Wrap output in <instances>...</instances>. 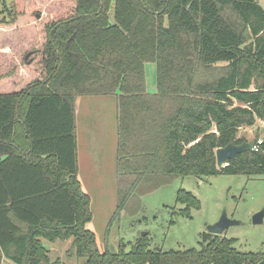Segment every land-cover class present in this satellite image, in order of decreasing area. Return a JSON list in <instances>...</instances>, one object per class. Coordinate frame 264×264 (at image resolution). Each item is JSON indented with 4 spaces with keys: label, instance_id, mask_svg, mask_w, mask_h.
<instances>
[{
    "label": "trees",
    "instance_id": "trees-1",
    "mask_svg": "<svg viewBox=\"0 0 264 264\" xmlns=\"http://www.w3.org/2000/svg\"><path fill=\"white\" fill-rule=\"evenodd\" d=\"M0 19V264H56L71 240L85 264H258L236 239L162 251L140 235L100 252L78 181L75 101H116V213L173 177L263 176L264 142L218 168L215 151L264 121V7L258 0H11ZM32 52L24 61L20 55ZM156 66V91L145 65ZM261 80L256 86L255 82ZM259 136L255 137L256 141ZM178 213L199 201L180 189ZM175 209V208H174ZM65 264V263H62Z\"/></svg>",
    "mask_w": 264,
    "mask_h": 264
},
{
    "label": "rangeland",
    "instance_id": "rangeland-1",
    "mask_svg": "<svg viewBox=\"0 0 264 264\" xmlns=\"http://www.w3.org/2000/svg\"><path fill=\"white\" fill-rule=\"evenodd\" d=\"M10 1L0 0V19L3 18L4 7ZM258 2L264 7V0ZM31 54L32 52H28L24 56L20 55L18 59L26 61ZM145 84L149 93L156 91L154 63L145 65ZM260 84L261 80L255 82L256 86ZM90 100L96 102L94 107L91 106L93 114L89 116L95 119V130L115 129L114 101H102L105 99L100 97ZM82 116V113L77 116L78 123ZM237 136L244 137L247 141H254L259 136L264 141V121L239 129ZM101 149L103 153L97 164L101 175L85 168L80 176L82 189L90 197L92 216L86 227L94 233L100 252L106 249L112 253L117 252L121 244L125 245V251H129L131 245L143 234L147 236L152 249H199L201 234L208 233L207 227L216 223L225 212L228 219L239 224L229 226L221 235L236 239L235 247L240 252L264 253V218L261 224L252 223V216L264 209L263 176L218 174L173 177L163 185L136 195L137 198L129 206L116 213L115 164L112 159L115 152L113 154L106 149L105 142ZM180 189L191 192L199 201L198 209L190 207L189 216L174 213L186 207L176 201ZM43 242L49 250L51 262L59 260L60 263L56 264H85L83 258L68 256L71 240Z\"/></svg>",
    "mask_w": 264,
    "mask_h": 264
},
{
    "label": "crops",
    "instance_id": "crops-1",
    "mask_svg": "<svg viewBox=\"0 0 264 264\" xmlns=\"http://www.w3.org/2000/svg\"><path fill=\"white\" fill-rule=\"evenodd\" d=\"M100 97L101 99H105L102 101H106V99H112L114 101V109L116 114V101L112 96H92L90 98ZM89 97H78L75 101V138H76V146H77V165H78V181L81 184V171H84L87 168L92 173H99L101 175V170L97 169V164L99 162V158L102 156L103 150V142H105L106 149L110 150L114 154L113 158L115 164V181H117V143H118V135L115 124V129L111 128L110 130H95V119L90 118L93 114L91 110V106L94 103L90 100ZM82 106V107H81ZM82 113V119L80 122H77V116ZM86 117L88 119H86ZM116 119V115H115ZM261 120L256 121L260 123ZM116 123V120H115ZM112 164V165H113ZM82 188V185H81ZM83 190V189H82ZM89 196V195H88ZM44 243V242H43Z\"/></svg>",
    "mask_w": 264,
    "mask_h": 264
},
{
    "label": "water",
    "instance_id": "water-1",
    "mask_svg": "<svg viewBox=\"0 0 264 264\" xmlns=\"http://www.w3.org/2000/svg\"><path fill=\"white\" fill-rule=\"evenodd\" d=\"M253 141H244L240 144L229 143L224 147H219L215 151L216 164L218 168H223L227 165V161L235 158L236 155L244 152H253ZM264 218V209L255 213L252 216L253 224H261ZM239 224V222L230 220L227 218L226 213L223 212L219 220L207 227V232L211 234L221 235L225 229L231 225ZM145 235V234H143ZM258 264H264V260L260 261Z\"/></svg>",
    "mask_w": 264,
    "mask_h": 264
},
{
    "label": "built area",
    "instance_id": "built-area-1",
    "mask_svg": "<svg viewBox=\"0 0 264 264\" xmlns=\"http://www.w3.org/2000/svg\"><path fill=\"white\" fill-rule=\"evenodd\" d=\"M254 145H253V151H258L260 149V146L262 145V143L264 142L262 139H257L256 141H253Z\"/></svg>",
    "mask_w": 264,
    "mask_h": 264
}]
</instances>
